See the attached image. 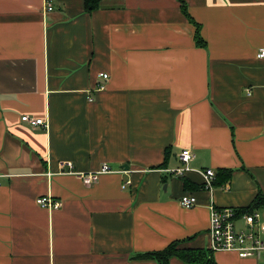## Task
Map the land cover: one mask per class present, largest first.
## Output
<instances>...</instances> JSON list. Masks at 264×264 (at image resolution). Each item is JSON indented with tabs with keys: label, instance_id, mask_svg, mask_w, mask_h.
<instances>
[{
	"label": "crops",
	"instance_id": "0c3cea01",
	"mask_svg": "<svg viewBox=\"0 0 264 264\" xmlns=\"http://www.w3.org/2000/svg\"><path fill=\"white\" fill-rule=\"evenodd\" d=\"M184 1L207 48L179 0H103L92 13L84 0H0V264H157L139 255L175 240L209 248L211 199L239 208L264 192V0ZM186 148L190 170L167 171ZM65 161L120 171L86 182ZM206 168L234 172L210 192Z\"/></svg>",
	"mask_w": 264,
	"mask_h": 264
},
{
	"label": "built area",
	"instance_id": "2783aa9c",
	"mask_svg": "<svg viewBox=\"0 0 264 264\" xmlns=\"http://www.w3.org/2000/svg\"><path fill=\"white\" fill-rule=\"evenodd\" d=\"M47 11L55 9V0H45ZM258 58H264V47L260 48L257 52ZM101 76L104 80H108L109 74L102 73ZM104 87V82L97 83L95 89L100 90ZM23 120L30 123L32 126L44 125V120L41 118H34L24 115ZM195 158V153L191 148H186L179 154L180 165L175 168L167 169L172 174L183 175L186 171L190 170L189 163ZM63 166L69 168V173L78 174L84 181L92 182L97 175L101 173L117 172L110 166L109 163H103L102 166L90 172H76L73 171V163L71 161L63 162ZM65 171V170H64ZM202 177L204 188L213 192L216 186L214 185L216 179V171L213 168L196 169ZM128 180L123 187L130 184ZM37 202L44 207L59 208L60 201H54L51 196L39 197ZM180 203L182 206L190 208L198 204V199L193 194H184ZM210 211V226L209 236L210 243L209 249L213 251L227 250L236 251L240 257H251L264 251V208L252 209L243 213H238L234 207H218L211 199L209 204ZM243 221V225L239 221Z\"/></svg>",
	"mask_w": 264,
	"mask_h": 264
},
{
	"label": "trees",
	"instance_id": "16d2710c",
	"mask_svg": "<svg viewBox=\"0 0 264 264\" xmlns=\"http://www.w3.org/2000/svg\"><path fill=\"white\" fill-rule=\"evenodd\" d=\"M102 1L103 0H84L86 12L92 13L93 11L99 9ZM179 1L184 16L190 23L195 26V43L197 44V46L207 48V41L201 33V24L197 22L191 15L188 10L187 3L184 0ZM169 152L170 151L167 149L165 162H163L160 166L166 165ZM233 172V169L218 170L216 172L217 174L214 185L216 186L217 183L228 181L232 177ZM184 180L185 184H187L188 180H186L185 178ZM234 208L237 209L238 213H243L257 208H264V192L262 190H259L249 205ZM214 252L215 251L209 248L189 247L186 245L185 240H175L169 243L163 249L148 251L140 254L139 257L145 260H154L157 264H172V260L174 258L182 261L185 264H219L215 259Z\"/></svg>",
	"mask_w": 264,
	"mask_h": 264
},
{
	"label": "rangeland",
	"instance_id": "374dc122",
	"mask_svg": "<svg viewBox=\"0 0 264 264\" xmlns=\"http://www.w3.org/2000/svg\"><path fill=\"white\" fill-rule=\"evenodd\" d=\"M257 256H258V257L261 256V258H260L261 260H260L259 263H260V264H264V257H263V256H264V251H261V252H259L258 254L253 255L252 257H257Z\"/></svg>",
	"mask_w": 264,
	"mask_h": 264
},
{
	"label": "water",
	"instance_id": "95a60500",
	"mask_svg": "<svg viewBox=\"0 0 264 264\" xmlns=\"http://www.w3.org/2000/svg\"><path fill=\"white\" fill-rule=\"evenodd\" d=\"M126 168H129V166H128V165H126Z\"/></svg>",
	"mask_w": 264,
	"mask_h": 264
}]
</instances>
